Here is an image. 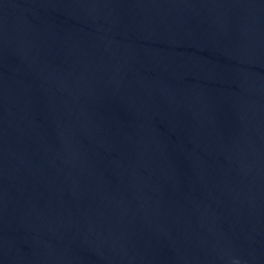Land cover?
<instances>
[{
	"label": "water",
	"instance_id": "water-1",
	"mask_svg": "<svg viewBox=\"0 0 264 264\" xmlns=\"http://www.w3.org/2000/svg\"><path fill=\"white\" fill-rule=\"evenodd\" d=\"M0 264H264V0H0Z\"/></svg>",
	"mask_w": 264,
	"mask_h": 264
}]
</instances>
